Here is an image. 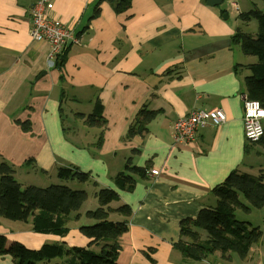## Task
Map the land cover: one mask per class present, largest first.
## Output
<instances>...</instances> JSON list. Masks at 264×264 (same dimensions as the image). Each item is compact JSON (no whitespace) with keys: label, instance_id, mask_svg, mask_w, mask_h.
Listing matches in <instances>:
<instances>
[{"label":"crops","instance_id":"0c3cea01","mask_svg":"<svg viewBox=\"0 0 264 264\" xmlns=\"http://www.w3.org/2000/svg\"><path fill=\"white\" fill-rule=\"evenodd\" d=\"M38 1L0 0V163L13 167L23 187H38L48 177L68 185L57 178L61 166L90 173L91 182L74 188L88 193L82 214L90 210L89 193L96 199L103 188L120 195L114 207L132 209L128 231L120 238L118 264H183L174 248L180 223L215 207L211 190L231 172L258 176L264 170L255 162L264 145L245 150L244 81L250 74L246 67L256 58L232 39L238 29L256 37L257 22L242 23L238 17L260 8L232 1L224 19L220 7L207 5V0H133L131 9L120 15L103 3L100 16L89 22L95 0H48L50 16L77 40L68 42L60 69L49 58L51 45L30 35L31 10ZM98 99L107 125L89 128L80 115H91ZM144 108L156 116L145 132L126 139ZM214 108L225 111L226 123L202 128L193 143L174 142L179 118ZM19 122H29L30 130L23 131ZM101 133L103 144L96 149ZM130 156L135 166L149 171L133 192H125L112 178L124 171ZM240 212L247 218L241 221L262 231L246 258L231 253L225 259L217 252L185 264H264V209ZM69 226L70 233L60 237L0 217L7 245L18 241L36 250L46 243L87 246L80 222ZM0 264L14 263L0 255Z\"/></svg>","mask_w":264,"mask_h":264},{"label":"trees","instance_id":"16d2710c","mask_svg":"<svg viewBox=\"0 0 264 264\" xmlns=\"http://www.w3.org/2000/svg\"><path fill=\"white\" fill-rule=\"evenodd\" d=\"M133 0H95L93 13L88 21L98 18L101 5L108 3L116 14H125L132 7ZM224 2V1H223ZM239 20L249 23L255 20L258 25L256 37L241 33L240 29L232 38L239 44L243 53L256 58V62L246 68L250 74L245 78L247 96L260 102L264 108V12L254 8L241 14ZM68 48L54 60L57 68L66 62ZM156 116L155 112L142 109L131 124L126 139H132L146 131V126ZM89 128H105L107 121L103 116V105L98 99L94 112L85 117ZM22 130H30L29 122H19ZM103 133L99 135L94 148L103 144ZM248 143V142H247ZM263 144L264 136L257 143ZM138 150H133L137 154ZM149 167H138L129 157L124 171L112 180L116 187L125 192H133L138 179L148 178ZM15 170L7 163H0V217L30 224V229L40 234L64 237L70 233V222H80L79 231L89 239L84 247H66L65 244L46 243L39 249H29L15 241L7 245L5 236L0 235V255L10 256L14 264H118L122 251L120 238L128 231L132 209L126 204L114 207L120 202V195L113 189H100L95 193L98 207L84 214L81 209L88 200L83 189H74L67 184L57 183L46 188L37 186L23 187L15 178ZM57 178L62 182H79L82 185L91 182V174L82 172L75 166H61ZM211 194L216 198L213 208L201 210L195 219H185L180 223V239L174 244L183 257V264L200 262L219 252L223 258L234 253L239 258L248 256L251 247L257 243L262 231L248 222L236 218L237 211L251 213L264 209V170L258 176L231 172L224 183L214 187ZM124 217V220H111L112 215ZM83 220L90 223H83ZM206 237L203 238L202 236Z\"/></svg>","mask_w":264,"mask_h":264},{"label":"built area","instance_id":"2783aa9c","mask_svg":"<svg viewBox=\"0 0 264 264\" xmlns=\"http://www.w3.org/2000/svg\"><path fill=\"white\" fill-rule=\"evenodd\" d=\"M235 6V4H233ZM51 3L39 0L31 10V38L36 42H47L51 45L50 59L54 60L68 47L69 41L77 40L71 32L50 16ZM244 134L250 144L257 143L264 136V108L257 100L244 97ZM227 115L221 108L211 110H193L179 118L174 124L173 138L179 145H187L196 141L199 131L207 126H220L226 123ZM151 175H159V171L150 170Z\"/></svg>","mask_w":264,"mask_h":264},{"label":"rangeland","instance_id":"374dc122","mask_svg":"<svg viewBox=\"0 0 264 264\" xmlns=\"http://www.w3.org/2000/svg\"><path fill=\"white\" fill-rule=\"evenodd\" d=\"M232 1L238 2L240 7H242V8H243L244 4H248L249 6L251 4L253 6H254V4H257V6L260 8L259 10H261V9L264 10V0H224V2L222 4H220L219 6H216V7H220V10H222L223 15H225L227 13V9L229 11H231L230 4H231ZM255 162L259 165V167H263L264 168V154L256 157L255 158ZM47 179L48 180L46 182L41 183V185H39L38 187L46 188L48 186L56 184L55 183L56 182L55 179H51L50 177H48ZM66 183H68V186L70 185V187H72V188H80V187H82L81 186L82 184L79 183V182H76V181H74V182L69 181V182H66ZM86 206L90 210H94V209H96L98 207V200L95 199L91 193H89V202L87 203ZM239 211H237V213H236V216H237L236 218L241 221V220H243L245 218V214H243L242 212L239 213ZM245 219H247V218H245ZM111 220L119 221L115 214L111 216Z\"/></svg>","mask_w":264,"mask_h":264},{"label":"water","instance_id":"95a60500","mask_svg":"<svg viewBox=\"0 0 264 264\" xmlns=\"http://www.w3.org/2000/svg\"><path fill=\"white\" fill-rule=\"evenodd\" d=\"M223 1H224V0H207L206 2H207V5L212 6V7H216V6H219L220 4H222ZM223 18H224V19H227V18H228V15L225 14V15L223 16Z\"/></svg>","mask_w":264,"mask_h":264}]
</instances>
